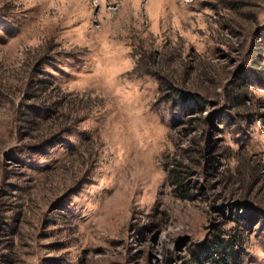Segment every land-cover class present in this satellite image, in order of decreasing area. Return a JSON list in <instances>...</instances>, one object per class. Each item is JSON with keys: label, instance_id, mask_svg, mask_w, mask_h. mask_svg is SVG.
<instances>
[{"label": "rangeland", "instance_id": "obj_1", "mask_svg": "<svg viewBox=\"0 0 264 264\" xmlns=\"http://www.w3.org/2000/svg\"><path fill=\"white\" fill-rule=\"evenodd\" d=\"M213 240L264 264V0H0V264Z\"/></svg>", "mask_w": 264, "mask_h": 264}, {"label": "trees", "instance_id": "obj_2", "mask_svg": "<svg viewBox=\"0 0 264 264\" xmlns=\"http://www.w3.org/2000/svg\"><path fill=\"white\" fill-rule=\"evenodd\" d=\"M173 176L178 177V174L174 169ZM231 243V242H230ZM230 243H226L220 240H213L210 244L206 245L199 253L195 256L196 264H231L230 255L231 251Z\"/></svg>", "mask_w": 264, "mask_h": 264}]
</instances>
